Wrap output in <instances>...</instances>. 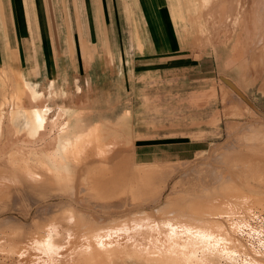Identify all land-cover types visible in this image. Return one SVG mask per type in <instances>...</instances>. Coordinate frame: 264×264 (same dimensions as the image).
Instances as JSON below:
<instances>
[{
	"label": "bare ground",
	"instance_id": "1",
	"mask_svg": "<svg viewBox=\"0 0 264 264\" xmlns=\"http://www.w3.org/2000/svg\"><path fill=\"white\" fill-rule=\"evenodd\" d=\"M262 2L236 0V4H230V0H192L188 16L189 23H196L195 20L200 18L199 35L211 44L212 37L204 27L205 14L212 17L209 20L213 29L215 25L224 24L227 27L230 21L222 39V36L218 38L214 35L216 44L213 42V45L215 48L231 47L228 51L231 65L241 71L249 64L256 80H259L264 68L260 62L261 53H264L261 52L264 51V23L257 18L261 16L256 12V8L260 7L258 3ZM215 13H218L217 16ZM250 47L259 49L251 51ZM197 50L193 55L200 59L203 54ZM118 72L122 73V66ZM20 80L22 86L16 84L11 95L0 87L6 93L0 101V122L7 118L11 123L22 124V128L13 129V133L15 136L23 135L11 152L0 156V211L15 207L11 203L5 204L15 199L18 202L16 209L25 212L28 218L31 215V200L38 203L34 207L33 218L36 220L47 204L42 203L49 201L50 197L58 201L56 205H48L55 209L48 219L53 220L54 231L43 224L29 229L28 249L19 255L20 264H264V156L238 151V146L234 145L237 146L235 149L232 145L239 142L234 137L236 142L222 147L224 153H228L225 161H231V165L228 164L231 167H224V163L226 170L221 168L225 171L219 175L221 181L217 178L207 181L201 176L193 182V186L189 183L191 190H182L191 175L206 162L195 164L192 170L171 185L168 195L163 198L168 178L183 167L180 163L164 166L135 164L130 154L131 162L124 170L127 178L123 176L124 172L119 174L122 169L118 163L114 164L116 176L110 180L105 179V173L82 172L79 169L90 155L82 152L86 148L94 152L93 145L102 144L103 147L104 144L95 134L97 128H78L76 120L81 118V114L69 106L80 96L70 97L65 93L67 99L64 104L67 105L62 103L58 113L51 114L48 106L43 104L44 92L22 75ZM2 83L6 84L0 81V85ZM200 92L196 91L195 95ZM57 96L58 93L54 92L53 97ZM236 102L232 116L253 115L245 104L238 99ZM9 105L11 108H8ZM64 117L67 121L62 127L60 120ZM235 124L228 125L229 131L236 128ZM249 126L250 131L258 132L260 129L264 132V123L259 126L254 122ZM260 142V139L252 140L250 145L245 146L258 147L257 151L263 148L264 151V141ZM221 161L218 160L217 164ZM99 164L100 168L102 164ZM232 168L236 169L233 171ZM96 175L101 180H95ZM207 178L204 176V179ZM99 182L101 185L97 187ZM157 202H163V206L155 210L137 209L125 213L130 208ZM94 208L111 213L110 216H122L96 219L97 216L89 211ZM61 223L66 225L61 226ZM13 240L6 239V242Z\"/></svg>",
	"mask_w": 264,
	"mask_h": 264
},
{
	"label": "crops",
	"instance_id": "2",
	"mask_svg": "<svg viewBox=\"0 0 264 264\" xmlns=\"http://www.w3.org/2000/svg\"><path fill=\"white\" fill-rule=\"evenodd\" d=\"M176 1L0 0V81L6 83L0 87L11 95L16 84L22 86V75L44 92L43 104L51 114L67 105L65 93L80 96L69 106L81 114L78 128L92 125L107 144L130 139L148 145V113L155 112L148 102L155 90L181 81L189 89L196 81L210 80L218 65L215 56L196 59L191 47L181 44L172 19ZM219 79L264 115L235 81ZM60 121L64 127L67 118ZM12 123L0 122V156L22 139L13 133L22 124ZM134 123L144 131H134ZM138 149L136 158L142 159L145 153Z\"/></svg>",
	"mask_w": 264,
	"mask_h": 264
},
{
	"label": "rangeland",
	"instance_id": "3",
	"mask_svg": "<svg viewBox=\"0 0 264 264\" xmlns=\"http://www.w3.org/2000/svg\"><path fill=\"white\" fill-rule=\"evenodd\" d=\"M177 1L175 2V6H174L175 10L174 9L172 10L173 12L172 19L177 29L178 37L181 44L184 46V48H189L190 46L193 54L194 51L198 49L199 51L197 50L196 52L203 54V56L204 55L215 56L216 59L218 60L217 61L218 65L215 70V73L209 76L211 77L210 80L206 82H203L201 80L196 81L194 85H190L189 87H187L189 89L186 90L183 89L182 81L178 83L177 86H175V84L170 86V84L163 83L160 88H157L155 90L153 96L149 99L148 102L149 109L152 108L155 110V112L148 113V127L145 128L147 134L151 136L150 138H148L147 141L148 145L147 143L145 144L144 141L138 140L136 144V141L128 139L124 143H120L118 141H113L108 144L103 143L104 144L103 147L102 144L100 146L97 145V147L95 144L93 145V147H95L94 152H91L93 150L90 151L89 149L86 148L90 145L88 144V146L85 147L88 151L85 152L86 149L84 148L85 153L82 152V154L85 155L90 154V155L86 159L84 165L81 166L79 169L82 172L91 171L92 173L94 172V174L105 173L106 174L105 179L110 180L116 176L114 172L115 170L114 164L115 165L117 163L120 164L119 168L122 170H120L119 174H122V172H124V170L126 169L128 162H131L129 159L130 154L133 156V162L135 164L148 163V164H159L164 166L168 164L180 163L179 165L183 167L174 171L172 175L168 178L166 182L167 184L166 191L162 195L163 198H165L168 195L169 193L168 189L175 181L180 180L187 171L192 170L194 166L198 165L199 163L205 164L206 162V165L211 163H213V165L211 167L204 165L202 166L203 169L200 168V170L202 169V171L198 170L199 172L198 171L194 172L191 175L190 180H187L186 182L187 184L185 183L182 186L183 187L182 190L185 191L191 190L193 186V182L194 181L196 182V180L201 179V176L203 177V180L208 181L210 180L209 178L211 179L217 178L221 181L222 177H220L219 175L222 172H225L223 171V169L226 170L224 167L226 168L231 167L228 165V164L231 165V161L229 163H226L227 158L225 157V155H227L228 153L225 154L224 153L225 150L222 147H225V145L228 144L230 145L232 141L234 142L239 141L238 142L239 144L237 142H236L237 144L234 142H233L234 144H232L233 146L237 145L239 147L238 148L237 146H234L235 149L237 147L238 151L244 150L245 152L251 155L264 156L263 148L257 151L258 147L251 148L245 146L247 144L250 145L252 140L256 141L257 139H260L261 141L260 143L264 141V132L259 131L260 129L258 130V132L252 129L250 131L249 128L250 127L249 125L253 124L254 122L256 125L259 126L263 125L264 115L257 112V110H254L242 93H238L231 90L219 79V76L223 75L235 81L236 86L243 93H246L253 101H255L258 107L264 111V68L262 69L261 77H259V80H256L255 78L256 75L254 74V70L250 69L249 64L248 67L242 68L241 71H238V67H233L231 65L232 64L231 54L228 52L229 50H231V47L224 49V48H219L217 46L215 48L213 45V42L216 44V40H214V35L218 38L222 36L221 37L222 39L223 36L225 35L224 29L230 26V21L227 27H225L224 24L223 26L215 25L213 29V26L211 25V22L209 20V18L212 19V17L208 16L207 13L205 14V17H203L206 23L204 27L208 29L210 33L209 36H211L213 39V41L211 39L212 42L211 44L209 42H206V40L204 41L203 40L204 38H202L199 35V30L201 27V23L199 21L200 18H197V20H195L196 23H191V22L189 23L188 16L191 13L190 11L192 8V0H180L178 1V3ZM259 2L262 1L259 0ZM232 3L236 4V0H230V4ZM258 4L260 5V7L258 5L259 8H256L258 9L256 10V12L259 13L261 17H257V18L258 19L261 18L262 20L261 19L260 20L263 21L264 23V19H263L264 7H261L264 6V0L261 4L260 3ZM234 10H236L235 5H234ZM259 10L261 11V13ZM217 14L218 13H215V16H217ZM232 47L234 48V46ZM256 49L258 50L259 48L250 47L251 51L252 50L254 51ZM262 55L264 56V53H261L260 62L261 64H264V57ZM250 56L251 53H249V57H248L249 59ZM196 91L197 92L201 91V92L199 94L194 95ZM4 94L6 95V93H4L0 88V101L3 99ZM236 98L239 101H241L243 104H245L248 108H250L253 111V115H243V116L237 115L238 117L232 116L231 115L233 113L232 108L237 103ZM137 107H139V105H137ZM258 121L260 122V124ZM118 124L122 125L121 122ZM234 124L237 126L236 128L234 127V129L232 128L230 130L231 131L230 133L228 125H234ZM134 125H136V130L134 131L137 132L144 131V128L140 127L141 126L140 123H134ZM116 131H122V129L116 126ZM95 134L98 137V132H96ZM121 137L126 139L128 136L122 135ZM175 137H179L180 139H177ZM234 137H237L239 140L235 138L236 139L235 141ZM95 140H97V138ZM154 140L163 141V143L155 144V142L157 141ZM179 140L180 142L178 143L177 141ZM240 142H242V144ZM136 145H137V149L139 148L138 150H140L141 153L142 152L145 153L142 159L136 158V151H135ZM98 148L101 149V151L99 150L100 152L103 151V154L105 152L108 153H106L105 155H103L102 153L100 154ZM219 149L222 150L220 151ZM230 157L228 156V158ZM218 160L219 161L222 160L221 162H219L220 164L222 163V167H220L219 163L217 164ZM99 163L102 164L100 168L98 167V165H100ZM224 163L225 166L223 167ZM213 166H215V168ZM212 168L214 169V172L212 171L213 173L210 172ZM233 169L236 168H232L231 170ZM155 171H157V168ZM235 171L237 172V170ZM126 174L127 172L125 171L123 173V176L125 178H127L125 176ZM192 176H195L196 178ZM204 176L205 178H207L208 176V178L204 179ZM98 178L101 180V178L98 175H96L95 180H97ZM262 179L264 180V178ZM189 183H191L192 186ZM100 185H101L100 182L96 183L97 187H100ZM34 194L35 196L38 195L37 192H35ZM48 200L50 202L47 201L42 203V204L45 203L47 204L43 207L41 213L38 215L36 220L33 217L35 214L34 207L37 202L34 203L31 200L29 201L31 215L28 218L25 216L26 214L25 212L16 209L15 204L18 203L17 200L14 199V201L11 200V202L5 203V204L8 203L14 204L15 207L12 206L14 209L8 208V209H3V211H0V264H20L19 255L24 253V250L28 249V246L26 245V240H28L30 236L28 233L29 229H35L37 225L43 224L47 226L48 230H51L52 232L54 231V228L52 227L53 220H48V219L55 209L53 206L48 207V205H53V204L56 205L58 201L51 197L48 198ZM162 206H163V202L150 203L142 207L130 208L125 213L135 211L137 209L155 210ZM55 208H58V206H55ZM255 209H261V208L255 207ZM89 211L93 212V214H95V217L97 216L96 219L99 218V219L108 220L122 216V215L120 216V214H114L110 216L111 213L106 214L104 212H99L98 208H94L93 210L89 209ZM60 225L65 226L66 224L61 223ZM14 230L15 232H13L12 234V231ZM8 236L14 239L13 242L10 243L6 242V239H11ZM12 245H15L16 248L15 247L11 248Z\"/></svg>",
	"mask_w": 264,
	"mask_h": 264
}]
</instances>
